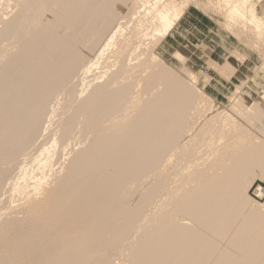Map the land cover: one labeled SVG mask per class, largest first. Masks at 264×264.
Segmentation results:
<instances>
[{"label": "bare ground", "instance_id": "obj_1", "mask_svg": "<svg viewBox=\"0 0 264 264\" xmlns=\"http://www.w3.org/2000/svg\"><path fill=\"white\" fill-rule=\"evenodd\" d=\"M250 47V0H0V264H264Z\"/></svg>", "mask_w": 264, "mask_h": 264}, {"label": "rangeland", "instance_id": "obj_2", "mask_svg": "<svg viewBox=\"0 0 264 264\" xmlns=\"http://www.w3.org/2000/svg\"><path fill=\"white\" fill-rule=\"evenodd\" d=\"M213 1L216 2L217 0H213ZM250 1H251V5L253 4L254 9H255L256 13L258 14V16L264 17V0H250ZM211 19H212V21H210L211 28L216 33V35H218V33H220L221 31H223L225 34L228 32V31H224L225 29H222L221 23H219L220 21H218L215 17H213ZM244 36H246V35H244ZM241 40H239V39L237 40V48L249 49L244 45V42H243V41H247V39L245 37H242ZM227 43H229V42H227ZM241 45L245 46V47H242ZM254 48L255 47H253L251 49V47H250V50L251 51L253 50V53H255V55H257L258 57L260 56V58L262 57L264 59V54H262L263 51L261 52L260 49H258V48L254 49ZM262 49H263V47H262ZM232 50H234V49L232 48ZM234 51H236V48ZM237 53L241 54L242 51L241 50L239 52L237 51ZM221 74H220V71L218 69H216V67H214L209 61L203 62L200 64L198 77H199L201 83L205 80L207 83H211V84L216 85V87L219 89L224 88L226 85H228L230 83V80L228 78H226L223 74L222 75ZM254 185L255 186L261 185L264 188V182H262L260 180L255 181ZM251 189H252V187H251ZM251 189H250L249 194H251V196H252ZM260 203H264V198L260 200Z\"/></svg>", "mask_w": 264, "mask_h": 264}, {"label": "built area", "instance_id": "obj_3", "mask_svg": "<svg viewBox=\"0 0 264 264\" xmlns=\"http://www.w3.org/2000/svg\"><path fill=\"white\" fill-rule=\"evenodd\" d=\"M252 196L258 199H261L258 197L259 194H264V188L263 187H258L257 185L253 186L251 189Z\"/></svg>", "mask_w": 264, "mask_h": 264}]
</instances>
